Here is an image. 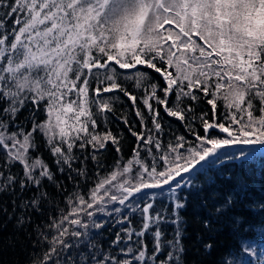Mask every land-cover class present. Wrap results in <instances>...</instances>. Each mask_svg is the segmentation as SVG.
Listing matches in <instances>:
<instances>
[{"label":"snow or ice","instance_id":"1","mask_svg":"<svg viewBox=\"0 0 264 264\" xmlns=\"http://www.w3.org/2000/svg\"><path fill=\"white\" fill-rule=\"evenodd\" d=\"M119 94L137 118L133 125L118 117L135 141L127 159L122 134L108 127ZM201 99L207 111L185 103ZM29 104L25 129L17 117ZM165 118L186 134L172 131ZM37 137L57 171L76 183L64 206H55L57 215L35 226L37 244L47 247L29 264H182L181 212L190 195L203 197L226 159L253 160L258 153L247 149L256 148L264 155V0H0V193L36 190L13 201L21 209L14 213L18 229L52 202L45 181L66 191L45 159L33 155ZM109 145L117 159L102 171L99 158ZM232 181L223 176L225 185ZM246 191L243 178L212 191L210 214L229 216ZM200 204L208 208L209 200ZM258 207L264 211V202ZM229 219L233 231L244 224L241 216ZM169 223L176 227L165 239L162 226ZM117 225L103 248L101 230ZM203 226L213 229L210 220ZM243 252L256 256L250 246Z\"/></svg>","mask_w":264,"mask_h":264},{"label":"trees","instance_id":"2","mask_svg":"<svg viewBox=\"0 0 264 264\" xmlns=\"http://www.w3.org/2000/svg\"><path fill=\"white\" fill-rule=\"evenodd\" d=\"M11 23V21H9ZM154 79L159 80V77L153 74ZM130 91L135 92L138 96L141 95L137 91L131 82H125ZM112 95H116L115 93ZM185 103H192L197 112L207 111L208 106L203 99L199 102L185 101ZM115 115L108 114L109 124L114 134H122V140L120 143L121 152L125 159L131 155L134 138L128 133L124 124L118 119L123 114L126 115L129 121L133 124H137V118L134 115V111L131 103L122 94H119V100L115 102ZM31 105L29 104L17 117L18 121H24L23 127L27 129L30 127L28 119L30 117ZM39 118L44 119L43 115L37 113ZM163 115V112H162ZM167 127L177 134H186L185 129L180 123L174 119L169 120L165 118ZM99 130H104L103 124ZM37 151L33 155H39L49 164V166L56 172V179L66 186V191L61 194L57 188L44 182V188L49 193L51 203L46 202L42 207L45 211L41 213L31 212L32 223L26 225L23 229H18L15 225V214H19L21 209L14 207L13 201L15 200L19 204L21 199L28 200L35 193V189L21 192L18 188L15 190V194L12 193H0V264H29L30 256L34 252H40L47 245L37 244V236L35 231L36 225H42L48 222L49 215L55 216L57 212L55 206L59 204L64 206V196L73 190L76 181H70L67 179V174H61L57 171V165L55 164V158L50 154L42 137H37ZM250 151L249 149H247ZM239 151V149L233 150ZM258 153L255 159L249 161L241 160H225L223 163L218 164L216 173L219 176L217 183L213 187L205 188L203 197L199 193H193L189 197V204L186 209L182 210L181 216L184 219V235L182 236V243L184 246V253L182 256V264H224V262L230 261L231 264H251V261L243 252V248L250 246L258 250H264V211H262L258 205L264 202V155ZM79 150H76V155L83 156ZM5 153L0 148V162L3 161ZM117 159V154L109 145L108 150L103 152L99 158L101 164L105 167L102 171H107L112 168ZM89 175L95 171V164L89 159L86 161ZM12 171L17 175L21 174L19 165L13 167ZM230 174L233 177L231 184L225 185L223 183V176ZM75 176V173L72 174ZM243 178V181L247 184V191L242 194L237 205L232 209L231 215H238L244 218V224L240 225L238 231H233L230 226L229 216L221 218H215L210 214L209 209L213 206V201L209 197V193L212 191H224L227 188L232 187L238 179ZM78 179V178H77ZM81 186L84 187L83 181H80ZM91 184V181L87 182ZM202 198L208 199V208L202 207L200 201ZM251 205V208L249 207ZM11 217V218H10ZM133 226L138 227L139 217L133 216ZM204 220H210L213 229L209 230L204 228ZM245 225H256L252 230H246ZM175 225L165 224L162 226L165 231V239H172L175 231ZM119 228L106 226L102 229L103 235L100 237V244L103 248L108 249L111 245V241L114 239L115 232ZM8 237L12 238V243L9 245L7 242ZM205 243H211L213 245L212 250L208 251L204 248ZM36 245L34 248L33 245ZM150 248L151 243L149 241ZM113 254H117L116 249H113Z\"/></svg>","mask_w":264,"mask_h":264},{"label":"rangeland","instance_id":"3","mask_svg":"<svg viewBox=\"0 0 264 264\" xmlns=\"http://www.w3.org/2000/svg\"><path fill=\"white\" fill-rule=\"evenodd\" d=\"M233 150H236V149H232L231 151H233ZM249 150L261 152V150L259 148L249 149ZM246 256L249 259V261H251V264H264V250L256 249V256H249L247 254H246Z\"/></svg>","mask_w":264,"mask_h":264}]
</instances>
